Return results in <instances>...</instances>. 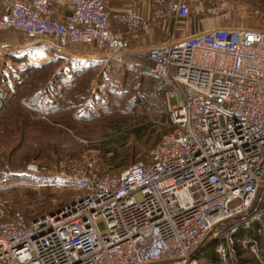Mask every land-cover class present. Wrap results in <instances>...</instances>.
<instances>
[{"label": "built area", "instance_id": "1", "mask_svg": "<svg viewBox=\"0 0 264 264\" xmlns=\"http://www.w3.org/2000/svg\"><path fill=\"white\" fill-rule=\"evenodd\" d=\"M156 1L182 20L192 15V0ZM71 2L62 18L50 0L7 2L0 31L47 49L144 54L174 85L171 129L119 172L84 157L82 170L64 173L81 195L61 209L30 215L4 200L0 264H200L213 243L224 260L239 243L263 261L259 240L239 234L264 221V29L209 27L133 50L105 0Z\"/></svg>", "mask_w": 264, "mask_h": 264}, {"label": "rangeland", "instance_id": "2", "mask_svg": "<svg viewBox=\"0 0 264 264\" xmlns=\"http://www.w3.org/2000/svg\"><path fill=\"white\" fill-rule=\"evenodd\" d=\"M190 20L204 28L234 25L264 29V0H192ZM24 41L25 33L0 31ZM26 36V37H25ZM0 49V207L30 215L61 209L81 195L64 173L82 170L97 155L102 170L122 171L145 159L171 129L174 85L144 54L115 58L77 56L80 48ZM110 149V150H109ZM116 163L129 158L126 166ZM30 168L34 169L31 170ZM200 264H264L246 253L222 259L213 249ZM233 252V251H232Z\"/></svg>", "mask_w": 264, "mask_h": 264}, {"label": "crops", "instance_id": "3", "mask_svg": "<svg viewBox=\"0 0 264 264\" xmlns=\"http://www.w3.org/2000/svg\"><path fill=\"white\" fill-rule=\"evenodd\" d=\"M7 2L29 5L31 0H0V15L3 5ZM53 16L62 18L72 11L73 3L71 0H50ZM110 18V25L113 29L122 32L130 41L133 50H145L152 45L165 42L172 36L182 37L190 33L205 29L199 22L194 20H182L170 13L168 8L156 0H105ZM27 36V35H26ZM25 36V37H26ZM5 34H0V49L5 48L9 53V59L14 61L17 49H32L41 47L33 43L27 36L24 41H14L4 39ZM71 48H80L77 56L87 57L99 56L107 57L104 51L96 47L85 46L82 44H70ZM43 48V47H41ZM46 49V48H44ZM121 55L113 56V58Z\"/></svg>", "mask_w": 264, "mask_h": 264}, {"label": "trees", "instance_id": "4", "mask_svg": "<svg viewBox=\"0 0 264 264\" xmlns=\"http://www.w3.org/2000/svg\"><path fill=\"white\" fill-rule=\"evenodd\" d=\"M14 58L16 61L21 60V58H18L17 56H14ZM149 66H150V64H149ZM112 161H114V163H110V165L112 167L120 168V167L126 166L128 164L129 158H124L121 161L116 163L115 161H117V156H114V157H112ZM239 235L240 236H242V235H253V236H255L259 240L261 252L264 255V221L256 223L250 230H242ZM212 249L216 252L215 243L209 245V247L205 251L206 253H204L205 254L204 256H207L208 252L211 253ZM203 252L204 251H202V253ZM245 252L250 254L251 256H254L247 249L243 248V246H241L239 243H237V245L235 246V254L238 257H242L245 254ZM256 260H258V259H256ZM261 262L264 263V260Z\"/></svg>", "mask_w": 264, "mask_h": 264}]
</instances>
